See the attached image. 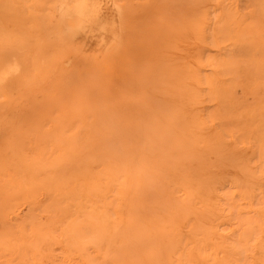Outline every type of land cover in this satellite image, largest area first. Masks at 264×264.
<instances>
[{"label": "rangeland", "instance_id": "374dc122", "mask_svg": "<svg viewBox=\"0 0 264 264\" xmlns=\"http://www.w3.org/2000/svg\"><path fill=\"white\" fill-rule=\"evenodd\" d=\"M105 3L0 0V264H264V0Z\"/></svg>", "mask_w": 264, "mask_h": 264}, {"label": "bare ground", "instance_id": "6f19581e", "mask_svg": "<svg viewBox=\"0 0 264 264\" xmlns=\"http://www.w3.org/2000/svg\"><path fill=\"white\" fill-rule=\"evenodd\" d=\"M78 1L82 3L85 2V4L83 5H87V3H89L90 5V9H86V10H84V8L82 9L80 6L81 9L77 11V14L79 16L91 20V22L100 23V26L106 32H110L112 30V19L111 18L107 19V17H109L108 11H106V8L104 7V5H106L105 3L106 0H78ZM106 6L108 7V4Z\"/></svg>", "mask_w": 264, "mask_h": 264}]
</instances>
